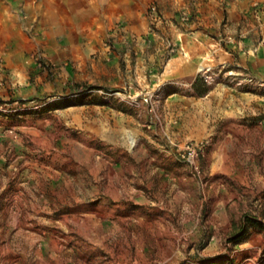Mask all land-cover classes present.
<instances>
[{"label": "rangeland", "instance_id": "374dc122", "mask_svg": "<svg viewBox=\"0 0 264 264\" xmlns=\"http://www.w3.org/2000/svg\"><path fill=\"white\" fill-rule=\"evenodd\" d=\"M121 28L0 97L47 101L0 115V264H264V89L198 69L193 97L164 75L176 45L150 56Z\"/></svg>", "mask_w": 264, "mask_h": 264}, {"label": "crops", "instance_id": "0c3cea01", "mask_svg": "<svg viewBox=\"0 0 264 264\" xmlns=\"http://www.w3.org/2000/svg\"><path fill=\"white\" fill-rule=\"evenodd\" d=\"M152 5L158 11L153 19ZM116 27L124 31L120 43L132 42L150 56L176 45L164 75L183 81L198 99L192 85L206 62L264 81V0H0V97L33 91L19 84L29 83L36 60L52 63L71 55L69 46L83 40L102 44ZM221 88L204 92L215 107L228 103ZM262 89L240 93L260 95Z\"/></svg>", "mask_w": 264, "mask_h": 264}, {"label": "built area", "instance_id": "2783aa9c", "mask_svg": "<svg viewBox=\"0 0 264 264\" xmlns=\"http://www.w3.org/2000/svg\"><path fill=\"white\" fill-rule=\"evenodd\" d=\"M187 18V17H186ZM174 47H170V51H174ZM199 71L204 75V78L207 81L215 80L219 77L220 69L212 66H201ZM228 75L232 76L236 85L239 86H257L264 87V81L257 79L256 77L248 74V73H234L233 71H228ZM47 104V101L44 102H34V101H24L21 99H12L6 100L0 98V115L1 116H13V115H21L24 112H28L30 110H36L40 107ZM188 151V159H191L195 154V150L193 147L186 145L184 148Z\"/></svg>", "mask_w": 264, "mask_h": 264}]
</instances>
